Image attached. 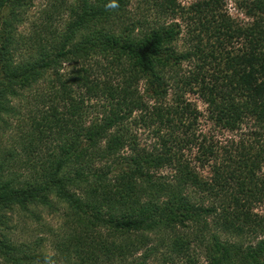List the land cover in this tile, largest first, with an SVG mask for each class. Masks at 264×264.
<instances>
[{
    "label": "trees",
    "instance_id": "obj_1",
    "mask_svg": "<svg viewBox=\"0 0 264 264\" xmlns=\"http://www.w3.org/2000/svg\"><path fill=\"white\" fill-rule=\"evenodd\" d=\"M34 1L0 0V264H264V0ZM42 213L51 254L12 238Z\"/></svg>",
    "mask_w": 264,
    "mask_h": 264
},
{
    "label": "rangeland",
    "instance_id": "obj_2",
    "mask_svg": "<svg viewBox=\"0 0 264 264\" xmlns=\"http://www.w3.org/2000/svg\"><path fill=\"white\" fill-rule=\"evenodd\" d=\"M181 5H187L188 3L194 1V0H178ZM223 4V9L226 11L228 16L232 18L236 23L245 24L246 22H250L251 17L246 15L245 13V7L242 5V0H221ZM39 2L37 0L34 1L33 5L30 7L27 17L32 18L37 15L38 9H39ZM137 5V1L132 2V7H135ZM27 24H25L23 27H21V30H26ZM188 97L196 104L197 108L200 111H203L204 105L203 103L197 98L195 95L189 94ZM24 102H26V99H23L20 104L24 105ZM25 106V105H24ZM23 106V107H24ZM22 107V108H23ZM203 114V113H202ZM200 127L203 132L210 133L214 139L220 140L221 142H224L226 139L230 137H236L240 134V132H245V130H248L246 127L245 129L242 128L240 131L237 132H226V131H219L217 129H214L211 127V125L203 120V117L201 118ZM11 129V128H10ZM11 133L10 130H7L3 135L0 136V146H6L8 144V134ZM204 174V170L202 171ZM260 207H257L259 209ZM14 221V230L12 233V238L27 242V243H33L35 239L42 238L43 240V250L48 252L49 254L52 253L49 240L51 238V231L55 230V226L58 224L59 219L55 215H46L42 213V217L40 219V223L36 222L35 220L31 218H24L23 216H19L18 214H15L13 216ZM149 264H163L162 262L158 260H153L152 262H149ZM165 264V263H164Z\"/></svg>",
    "mask_w": 264,
    "mask_h": 264
}]
</instances>
